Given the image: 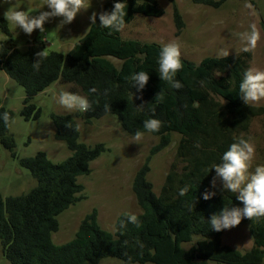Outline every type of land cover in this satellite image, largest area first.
<instances>
[{
	"label": "trees",
	"instance_id": "1",
	"mask_svg": "<svg viewBox=\"0 0 264 264\" xmlns=\"http://www.w3.org/2000/svg\"><path fill=\"white\" fill-rule=\"evenodd\" d=\"M226 0H192L194 4L219 7ZM115 2H124L125 22L136 14L159 17L162 10L155 0H109L102 11H111ZM173 21L178 31L183 21L173 0ZM0 70L24 90L20 116L25 121L37 120L40 109L33 103L36 95L55 82L74 86L92 104L91 110L77 114L84 123L104 116H114L120 128L130 136L137 130L159 138L143 165L135 173L131 190L141 212L136 215L139 226L127 223L126 213L118 216L114 232L102 230L97 211L92 210L81 221L73 240L55 245L52 235L58 231L57 217L83 199L80 176L90 173V163L105 151L103 144L88 147L78 141L76 121L69 115L50 116L53 138L63 142L71 156L54 164L44 152L18 160L28 170L35 186L16 197L0 195V246L2 256L10 264H101L115 259L128 264H261L264 259V217L240 224L248 225L252 246L240 252L223 245L225 230L213 231L210 217L223 207H243L236 193L210 188L215 176L211 170L220 163L228 146L249 129L254 117L264 114V107L245 105L239 98V83L249 69L250 53L224 57H205L199 63L181 58L183 68L176 79L183 85L173 89L159 79L157 60L161 46L137 40H123L120 32L89 26L87 33L66 53L49 52L41 60L39 71L33 68L40 47L29 46L20 51L11 38L7 22L0 18ZM119 62L114 64L111 60ZM145 71L149 80L137 91L129 77ZM203 81V85H201ZM96 89L91 92L90 89ZM76 91V90H75ZM162 91L163 101L155 99ZM73 92V91H72ZM76 93V92H73ZM141 104L142 110H138ZM105 105L109 110H105ZM7 111L0 105V117ZM155 118L162 121L159 132L148 133L143 122ZM171 133L180 135L176 158L183 164L172 166L159 195L152 191L146 176L153 155L166 148ZM247 140V139H246ZM0 145L14 157L15 143L0 118ZM216 182H221L217 180ZM187 185L188 193L178 191ZM216 195L205 201V190ZM123 220L126 227L120 229ZM126 242V243H125ZM193 243L188 249L183 244Z\"/></svg>",
	"mask_w": 264,
	"mask_h": 264
},
{
	"label": "rangeland",
	"instance_id": "2",
	"mask_svg": "<svg viewBox=\"0 0 264 264\" xmlns=\"http://www.w3.org/2000/svg\"><path fill=\"white\" fill-rule=\"evenodd\" d=\"M106 1L109 0H85V9L77 14L71 24H62L61 17H53L44 23L43 33L34 30L30 36L7 21L4 13L8 10H23L30 15H38L41 10L48 11L44 0H0V18L7 22L11 38L20 51L36 46L46 53L66 54L87 33L91 14L101 12ZM155 1L162 10V15H134L132 21L120 32L123 40L155 43L161 47L175 41L180 46L181 58L197 64L205 57H224L225 51L228 52L227 56L242 53L243 43L236 34L249 31L250 25L255 24L261 38L255 51L249 52V68L264 70V0H226L216 8L194 4L192 0H173L183 21L180 31L176 29L173 21L170 0ZM247 3H251L253 7H246ZM5 38L0 31V41ZM111 61L119 64L115 59ZM62 90L79 94L74 86L55 82L33 99V103L40 109L39 118L25 121L19 114L24 90L0 70V105L14 114V123L9 126V134L15 143L14 157L0 145L2 197L21 196L36 184L30 172L19 166V159L33 157L41 151L52 163L57 164L71 156L66 145L53 138L54 129L50 118L52 114L69 115L76 121L80 143L88 147L97 144L105 147V151L90 163L89 175L77 179V183L84 187L81 193L83 199L57 217L58 231L52 235L55 245L73 240L81 221L92 210L97 211L99 227L110 233L114 232L115 221L120 214H140L141 210L131 190L132 180L150 150L159 142L158 137L150 134H144L141 140L135 141L134 136L120 128L114 116H104L91 124L84 123L77 118L80 111L68 110L58 104ZM249 105L264 107V100ZM242 135L251 139L255 145L256 154L250 169L252 171L256 165L264 164V114L254 117L248 131ZM170 137L169 145L151 157L150 171L146 176L157 196L169 169L175 166L179 170L183 165L176 158V148L181 137L177 133H171ZM216 189L219 192L227 191L222 190V182H216ZM221 241L223 245L242 253L252 246L246 224L226 229ZM192 244H183V248L188 249ZM0 264H10L2 256L1 246ZM101 264L121 262L108 258L102 260ZM261 264H264V259Z\"/></svg>",
	"mask_w": 264,
	"mask_h": 264
},
{
	"label": "clouds",
	"instance_id": "3",
	"mask_svg": "<svg viewBox=\"0 0 264 264\" xmlns=\"http://www.w3.org/2000/svg\"><path fill=\"white\" fill-rule=\"evenodd\" d=\"M48 11H39L38 15H30L23 10H8L4 13V18L15 27L22 30L26 35H31L34 30L44 32V23L53 17H61L62 24H71L77 14L85 9V0H44ZM124 2H115L112 10L93 12L89 17L91 25H96L97 17L99 19V27L109 29V35L113 31L121 32L126 27ZM246 7L252 8L251 3H247ZM243 43L242 51L245 53L253 52L257 48L260 41V32L255 24L250 25V30L236 34ZM47 55L46 51H38L35 53V62L33 68L39 71L41 60ZM227 56L228 52H224ZM159 79L169 84L173 89H181L183 85L176 79L177 73L183 68L181 61L180 46L175 41L165 44L160 52L157 60ZM129 79L133 82V87L140 91L144 89L149 80V75L145 71H139L132 74ZM203 85V81L200 82ZM96 92V89H90ZM164 95L160 91L155 99L163 101ZM239 98L245 105L256 104L264 100V70L249 68L243 73V79L239 83ZM58 104L65 109L87 112L91 110L92 104L86 96H81L69 91H61L58 97ZM141 104L137 107L142 110ZM105 110H109V106L105 105ZM5 127H9L14 123L7 111L2 113ZM162 127V121L155 118L147 119L143 122V128L148 133L159 132ZM144 132L137 130L133 139L139 141L143 138ZM256 149L251 139L238 138L235 142L228 146V149L222 154L220 163L214 164L211 170L215 171V176L210 181V188H216V181L222 182V190L236 193V199L242 203L243 207H223L218 214H213L208 221L211 229L220 232L225 229H231L241 223L243 218L252 220L253 218L264 217V164L256 165L254 170L252 162L255 158ZM189 191L187 185L181 187L178 195L183 197ZM216 195L215 191L208 189L202 194V198L207 201ZM127 223L139 226L138 217L134 214H126ZM120 229L126 227L125 221L119 222ZM126 243V242H125ZM125 264V262H121ZM130 264V258L129 262Z\"/></svg>",
	"mask_w": 264,
	"mask_h": 264
}]
</instances>
